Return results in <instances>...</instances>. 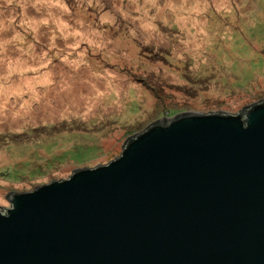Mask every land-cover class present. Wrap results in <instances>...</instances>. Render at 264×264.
Returning <instances> with one entry per match:
<instances>
[{
	"label": "rangeland",
	"instance_id": "obj_1",
	"mask_svg": "<svg viewBox=\"0 0 264 264\" xmlns=\"http://www.w3.org/2000/svg\"><path fill=\"white\" fill-rule=\"evenodd\" d=\"M264 98V0H0V206L175 112Z\"/></svg>",
	"mask_w": 264,
	"mask_h": 264
},
{
	"label": "water",
	"instance_id": "obj_2",
	"mask_svg": "<svg viewBox=\"0 0 264 264\" xmlns=\"http://www.w3.org/2000/svg\"><path fill=\"white\" fill-rule=\"evenodd\" d=\"M120 146L6 191L0 264H264V98L162 114Z\"/></svg>",
	"mask_w": 264,
	"mask_h": 264
}]
</instances>
